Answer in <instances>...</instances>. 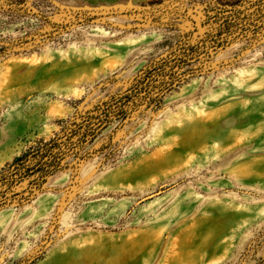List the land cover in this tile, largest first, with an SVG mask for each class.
I'll return each instance as SVG.
<instances>
[{
    "label": "rangeland",
    "instance_id": "374dc122",
    "mask_svg": "<svg viewBox=\"0 0 264 264\" xmlns=\"http://www.w3.org/2000/svg\"><path fill=\"white\" fill-rule=\"evenodd\" d=\"M244 1L0 0V264H264V34L206 24ZM113 9L136 11L79 17ZM128 94L58 170L11 175Z\"/></svg>",
    "mask_w": 264,
    "mask_h": 264
},
{
    "label": "trees",
    "instance_id": "16d2710c",
    "mask_svg": "<svg viewBox=\"0 0 264 264\" xmlns=\"http://www.w3.org/2000/svg\"><path fill=\"white\" fill-rule=\"evenodd\" d=\"M206 24L215 35L213 43L244 32L251 34H264V0H246L229 8H223L218 13L210 16ZM186 52L176 55V59L183 60ZM136 94L125 95L124 101L108 103L105 108L95 107L89 115L80 119L74 117L72 121L63 124L62 137L52 138L47 142H39L36 147L30 148L26 153L16 158L8 169L15 172L11 175H28L39 172V179L58 170L67 153L75 151L84 142L92 139L98 129L112 117L122 116L129 103ZM27 163V164H26ZM2 172L1 175H3ZM38 182V181H37Z\"/></svg>",
    "mask_w": 264,
    "mask_h": 264
},
{
    "label": "water",
    "instance_id": "95a60500",
    "mask_svg": "<svg viewBox=\"0 0 264 264\" xmlns=\"http://www.w3.org/2000/svg\"><path fill=\"white\" fill-rule=\"evenodd\" d=\"M135 11L136 10L129 11V10H124V9L91 11V12L80 13L79 17L80 18H96V17H105V16H114V15H125V14H128L130 12H135ZM138 11H142V10H138ZM153 196L154 195H150V196L144 198V200L149 199ZM19 264H25V262L22 261Z\"/></svg>",
    "mask_w": 264,
    "mask_h": 264
}]
</instances>
